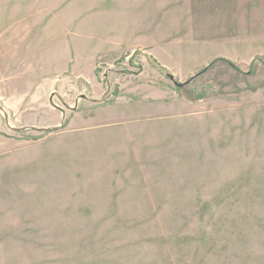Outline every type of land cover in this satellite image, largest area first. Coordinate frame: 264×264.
<instances>
[{"label":"rangeland","instance_id":"1","mask_svg":"<svg viewBox=\"0 0 264 264\" xmlns=\"http://www.w3.org/2000/svg\"><path fill=\"white\" fill-rule=\"evenodd\" d=\"M9 37L0 264H264V0H0Z\"/></svg>","mask_w":264,"mask_h":264},{"label":"crops","instance_id":"2","mask_svg":"<svg viewBox=\"0 0 264 264\" xmlns=\"http://www.w3.org/2000/svg\"><path fill=\"white\" fill-rule=\"evenodd\" d=\"M6 41L8 42L9 51L8 52H0V74L3 75L4 78L8 77L9 72H13V71L16 72V70L18 69L17 68L18 66L16 67L17 69H15V66L17 64H19L20 59H23V58H20L21 56L25 55V57L27 59H30V57L33 56L32 55L33 52H27V55H26V52H12L11 48L13 46L14 41H11L10 37ZM43 53H46L47 55L50 54V52H36V54H41V55H43ZM70 55H71L70 60H72L74 62L75 55L72 52H70ZM35 58H36V56H35ZM18 60H19V62H18ZM33 66H34V61H33ZM0 114H1V112H0ZM0 130H1V124H0Z\"/></svg>","mask_w":264,"mask_h":264},{"label":"water","instance_id":"3","mask_svg":"<svg viewBox=\"0 0 264 264\" xmlns=\"http://www.w3.org/2000/svg\"><path fill=\"white\" fill-rule=\"evenodd\" d=\"M175 85H176L177 87H181V86H182V84H178V83H175Z\"/></svg>","mask_w":264,"mask_h":264},{"label":"trees","instance_id":"4","mask_svg":"<svg viewBox=\"0 0 264 264\" xmlns=\"http://www.w3.org/2000/svg\"><path fill=\"white\" fill-rule=\"evenodd\" d=\"M233 67H235V66H233Z\"/></svg>","mask_w":264,"mask_h":264}]
</instances>
